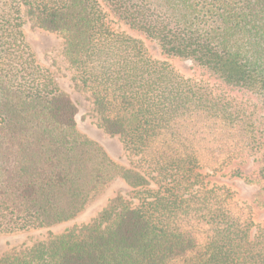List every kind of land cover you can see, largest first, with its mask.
<instances>
[{"label":"trees","instance_id":"trees-1","mask_svg":"<svg viewBox=\"0 0 264 264\" xmlns=\"http://www.w3.org/2000/svg\"><path fill=\"white\" fill-rule=\"evenodd\" d=\"M25 14L64 37L100 126L135 166L79 131V107L38 62ZM110 15L264 100V0H0V235L69 221L118 177L137 192V203L0 264H264V222L204 171L258 154L255 169L231 176L264 191V136L244 108L154 59Z\"/></svg>","mask_w":264,"mask_h":264},{"label":"rangeland","instance_id":"rangeland-1","mask_svg":"<svg viewBox=\"0 0 264 264\" xmlns=\"http://www.w3.org/2000/svg\"><path fill=\"white\" fill-rule=\"evenodd\" d=\"M24 20L25 34L38 62L56 75L63 89L72 96L79 107V131L84 136L98 142L109 156L121 166H135L137 157L125 148L122 138L119 135L107 133L100 126L91 92L81 82L75 66L66 54L64 37L40 28L27 14H25ZM108 21L114 30L126 32L140 39L149 55L154 59L167 61L184 77L206 86L216 95H225L232 99L246 110L248 118L255 124L258 134L264 136V100L261 95L246 89L229 86L190 60L166 56L155 41L148 38L144 33L130 28L112 15L108 17ZM257 155L253 154L244 159L234 160L216 173L209 170L204 171L208 182L230 188L235 193L236 199L249 204L252 207L255 222L261 223L264 222V191L257 185L247 182L243 177L231 176V172L238 168L245 173L255 169ZM126 201L132 204L137 203V192L122 177H118L102 190L82 213L69 221L29 231L0 235V257L16 255L41 241H48L69 230H79L84 225L92 223L106 208L115 203Z\"/></svg>","mask_w":264,"mask_h":264}]
</instances>
